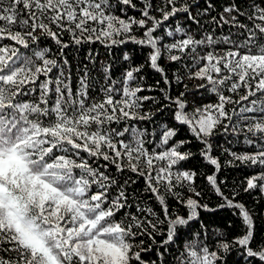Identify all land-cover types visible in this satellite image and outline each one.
<instances>
[{
	"label": "snow or ice",
	"instance_id": "snow-or-ice-1",
	"mask_svg": "<svg viewBox=\"0 0 264 264\" xmlns=\"http://www.w3.org/2000/svg\"><path fill=\"white\" fill-rule=\"evenodd\" d=\"M234 251L264 264V0H0V264Z\"/></svg>",
	"mask_w": 264,
	"mask_h": 264
},
{
	"label": "trees",
	"instance_id": "trees-1",
	"mask_svg": "<svg viewBox=\"0 0 264 264\" xmlns=\"http://www.w3.org/2000/svg\"><path fill=\"white\" fill-rule=\"evenodd\" d=\"M94 47L98 50L103 52V46L102 45H94ZM233 175H235V173H233ZM245 199H248L246 194H245ZM249 203H251V199L248 200ZM210 204H213L214 201H209ZM206 217V222L209 223L213 230L216 229V227L218 226H224L226 224V221L228 220H232L235 221L236 224H238V221H236V218L231 216V213L222 210L220 213L218 214H213V213H206L205 214ZM233 235L238 234V232L235 230V225H234V229H233ZM237 257V253L234 251L229 257H228V264H233V261L236 260Z\"/></svg>",
	"mask_w": 264,
	"mask_h": 264
}]
</instances>
